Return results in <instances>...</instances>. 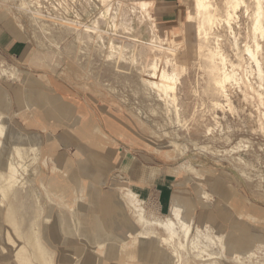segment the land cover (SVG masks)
<instances>
[{
	"label": "crops",
	"instance_id": "obj_1",
	"mask_svg": "<svg viewBox=\"0 0 264 264\" xmlns=\"http://www.w3.org/2000/svg\"><path fill=\"white\" fill-rule=\"evenodd\" d=\"M145 1L163 26L178 23L177 29L187 19V0ZM58 54L38 45L30 23L12 5L0 4V64L16 74L0 79V113L9 131L24 137L23 144L36 145L45 175L35 183H45L53 200L45 192L16 193L8 207L0 206V264L161 263V246L154 237L136 236L133 244L129 235L145 232L147 224L158 226L130 218L129 203L118 202V195L129 190L140 200L141 209L134 208L138 215L142 210L146 218L166 219L178 204L190 219L221 220L219 228L232 236L226 245L229 255L246 250L264 254V203L251 190L242 194L239 181L222 173L186 177L175 161L147 158L144 128L114 100L112 77L96 79L89 73L101 70L67 64ZM204 191L212 195L210 201L203 198ZM66 203L73 208L61 207ZM66 214L82 216L90 230L102 234L121 232L115 239L120 256L102 255L103 241L95 251L90 248L95 245L65 239ZM128 248L135 249L134 256Z\"/></svg>",
	"mask_w": 264,
	"mask_h": 264
},
{
	"label": "rangeland",
	"instance_id": "obj_2",
	"mask_svg": "<svg viewBox=\"0 0 264 264\" xmlns=\"http://www.w3.org/2000/svg\"><path fill=\"white\" fill-rule=\"evenodd\" d=\"M210 1L213 7L211 10L218 18L210 30L208 39L204 34L198 35L195 23L192 26L185 21L177 29L175 28L178 23L167 26L159 24L154 19L150 6L147 8L151 17L141 9L139 1L135 0L69 1L68 13L72 21L64 24L34 20L29 10L22 5V0H0V4L12 5L18 15L27 19L40 47L53 49L60 54L59 58L64 56L67 64L75 61L101 70L89 73L95 75L96 79H101V76L112 77L113 83L109 89L112 90L113 96L118 98L114 100L121 102L144 128L143 148L147 158L162 162L175 161L186 177H206L221 173L231 176L239 181L242 194L251 190L255 198L264 203V37L261 38L260 34L254 35L253 32L255 2L245 0L246 3L240 5L237 15L229 23L226 19L227 0ZM56 2L58 0L51 2V6L47 5L48 11L53 14L58 9ZM25 3L27 5L28 1ZM192 6L193 0H188V4L184 2L183 20L187 18ZM152 39H155L158 45L152 46ZM190 41L200 43L199 57L189 54L187 43ZM255 41L261 44L257 58L261 63L262 73L247 50L251 47L256 51ZM112 49L115 52L109 55ZM209 50L216 53L218 51L216 63L220 64L219 59L224 56L226 70L234 74L227 83L225 82L224 92L219 93L216 85L210 83L212 79L206 68ZM155 60L162 62L167 71H175L178 74L176 88L174 93L171 91L168 99L163 94L159 96L157 89L147 90L142 81L145 70L151 71V63ZM15 75L13 70L0 64V79L15 78ZM1 116L7 131L6 136L0 138L6 142L8 151L15 159L13 147L17 142H24V137L11 133L7 119L2 114ZM172 142L180 144L185 152L179 153L176 147L171 145ZM160 145H163L162 148L157 150L156 147ZM22 146L27 151L24 159L26 167L20 170L19 178L26 186L15 188L3 207L9 206L10 198L16 193L22 197L25 192H45L50 201H53L52 192L46 184L35 183L38 177L45 175L40 166V152L38 149L31 150L28 143ZM3 161H6V158ZM192 167L198 174L189 170ZM116 190L123 192V188H110V191ZM125 194L126 192L118 195L122 198L118 199V202H128ZM37 196L39 197V194ZM75 206L77 208V205ZM61 207L73 208V204H62ZM125 207L130 210V218L133 221L143 223L139 220L135 207L130 204ZM142 207L145 208L144 205ZM64 218L65 239L71 237L87 245H95L90 247L95 251L98 250V242L105 241L102 255L120 256L121 249L117 247L119 242L115 239L121 232L110 231L102 234L97 229L90 230L87 220L80 215L66 214ZM146 220L160 222L165 219L152 220L147 217ZM189 220L200 227L208 226L225 235L226 242L231 241L232 236H227V233L219 228L221 225L218 223L222 222L221 220L215 221L217 224L213 223L214 221L207 223L204 217L199 216ZM242 224L248 227L247 224ZM142 228L146 231H139V234L145 235L152 231L157 238L165 235L164 230L156 225L147 224ZM195 235L194 230L191 237ZM134 237L136 236L131 237L133 244L136 242ZM154 238L160 244L159 240ZM53 240L52 238L51 241ZM242 240L245 241V238ZM258 248L261 247L257 246ZM158 250L161 252L162 262L171 260L172 246L162 245ZM213 250L218 251L215 248ZM127 251L129 256H134V248H128ZM259 251H256L257 254L252 259L247 258L246 264H264V254ZM232 253L228 254V258L234 257ZM245 253L247 250L240 254ZM221 261L215 264H236L227 259Z\"/></svg>",
	"mask_w": 264,
	"mask_h": 264
},
{
	"label": "bare ground",
	"instance_id": "obj_3",
	"mask_svg": "<svg viewBox=\"0 0 264 264\" xmlns=\"http://www.w3.org/2000/svg\"><path fill=\"white\" fill-rule=\"evenodd\" d=\"M135 1L137 2L139 1L141 9L145 11L146 14H148L149 16L151 15L147 8L148 5H150L149 2L148 4L147 1L145 0H135ZM25 2L26 0H22V5H25L24 8H27L29 10V8L27 7L28 3L26 5ZM227 2L228 3H227L226 19L227 22L230 23V20L237 15L236 12L240 7V5L246 2L245 0H227ZM254 2H255V7L253 11V15H254L253 32L254 35L260 34L259 36H261L262 38L264 37V23H263L264 0H254ZM186 3L188 4V0L186 1ZM211 8L213 7L210 0H193V6L192 8H190L186 20V23L192 26L194 23L197 24L195 28L198 35L200 36L204 34L205 38L207 39L209 38L208 35L210 33V30H212V27L218 18L217 15L211 10ZM246 10H248V7ZM31 11L32 10L30 9L29 13L31 14L33 19L38 20L40 15L37 14L36 11H32V12ZM150 44L152 46L158 45L155 39H152ZM255 44H256V51L251 49V47H248L247 50L256 61L259 72L262 73L261 63L257 58V52L260 50L261 44L258 41H255ZM187 48L189 50L188 51L189 54L193 57L195 56L197 57L198 54H200L199 53L201 48L200 43L190 41L187 43ZM114 52L115 50L112 49L109 55H112ZM207 53L208 55H207L206 68L208 69L209 75L212 79V82L210 83H214V85H216V89L219 91V93L224 92L225 89L224 86L226 85L225 82L229 81L234 76V74L226 70L224 56H221V59H219L221 60L220 64L216 63L215 58H216V54H218V51L216 53V51L214 50H209V52ZM201 57L202 55L200 56V58ZM161 63L162 62H158L156 60L152 62L150 66L152 70L151 71L148 69L145 70L146 74L143 76L142 81H144L145 88L147 90L152 91L154 89H157L158 90L157 93H159V96H162L163 94L166 96V99H168V97H170L171 91L173 92L176 88V81L178 74L175 71L173 72L167 71L165 67L162 66ZM6 131H7V127L4 123L3 117L0 114V137L6 136ZM22 144H23L22 142H17V144L13 147V151L16 156V158L13 159L12 153L8 151V145L3 139L0 138V206L4 205L7 197L10 196L9 194L13 192L15 188L18 187L22 188L26 186L24 185V183L21 182L19 178L20 170L22 171L26 167V166L24 167V161H25L24 159L27 151L25 150V147L22 146ZM171 145H174L177 151H179V153L183 154L185 152L184 150H182L180 144L176 142H172ZM35 146L30 149L36 150ZM162 146L163 145L157 146L156 147L157 150H160ZM4 158H6V161H3ZM189 170L193 173L198 174L197 170L193 167L189 168ZM42 187L44 188V186ZM126 198L131 206L135 207L136 209L140 208L141 205L140 200L138 199L135 192L129 190L126 193ZM203 198L209 201L212 199L211 194H209L208 192H203ZM139 220L141 222H143V220L144 222L147 221L144 214L142 213V210L140 211ZM155 224H157L164 230L165 232L164 236H160L159 238H157V235L153 234L152 231H148V233H146L145 235L144 234L138 235L137 232L129 233V235L130 237L140 236L141 238L156 237L160 242L159 245L172 246L173 250L171 254V260L168 261L163 260V262L159 264H199V263L215 264L216 262H220L223 259H227V261L229 262L232 261L236 264H246L247 258L252 259L257 254L256 251L249 252L247 250V253L245 254L239 253L238 255H234L235 253H232V256L234 257L228 258V251L226 246L227 237L223 234L215 232L208 226L200 227L199 225H196L195 222L189 220V217H187L184 213V208L178 204H174V207L171 212V216H168L165 220H162L160 222H155ZM194 230L196 231V235L194 237H191ZM214 248L216 250L218 249V251L216 252L215 250H213Z\"/></svg>",
	"mask_w": 264,
	"mask_h": 264
},
{
	"label": "built area",
	"instance_id": "obj_4",
	"mask_svg": "<svg viewBox=\"0 0 264 264\" xmlns=\"http://www.w3.org/2000/svg\"><path fill=\"white\" fill-rule=\"evenodd\" d=\"M53 1L55 0H28L29 11L30 9L32 11H36L37 14L40 15L38 18L39 21L46 20L55 24L70 23L72 21V17L68 13V8L70 7L68 2L71 1L73 3L75 0H58V2H56V4H58V9H56L57 11H55L56 13L54 14L48 11L47 6H51L50 4H52L51 2Z\"/></svg>",
	"mask_w": 264,
	"mask_h": 264
}]
</instances>
